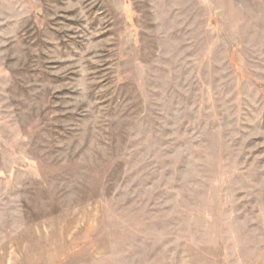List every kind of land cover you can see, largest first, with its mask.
<instances>
[{
	"label": "rangeland",
	"instance_id": "374dc122",
	"mask_svg": "<svg viewBox=\"0 0 264 264\" xmlns=\"http://www.w3.org/2000/svg\"><path fill=\"white\" fill-rule=\"evenodd\" d=\"M0 264H264V0H0Z\"/></svg>",
	"mask_w": 264,
	"mask_h": 264
}]
</instances>
